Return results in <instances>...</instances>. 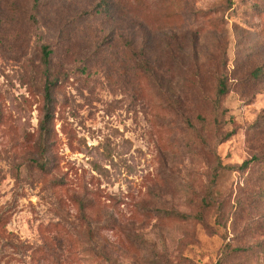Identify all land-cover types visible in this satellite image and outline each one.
<instances>
[{"label":"rangeland","instance_id":"rangeland-1","mask_svg":"<svg viewBox=\"0 0 264 264\" xmlns=\"http://www.w3.org/2000/svg\"><path fill=\"white\" fill-rule=\"evenodd\" d=\"M0 264H264V0H0Z\"/></svg>","mask_w":264,"mask_h":264},{"label":"trees","instance_id":"trees-1","mask_svg":"<svg viewBox=\"0 0 264 264\" xmlns=\"http://www.w3.org/2000/svg\"><path fill=\"white\" fill-rule=\"evenodd\" d=\"M48 54V52H47ZM52 89H53V85L52 84H47L46 85V92H45V105H44V119L42 120L41 124H40V130L43 136V139H48L50 136V122L52 121L53 118V97H52ZM225 90H220L218 91V95L224 94ZM247 162L244 163V165H246ZM206 208H208V203H206L205 205ZM193 218H197L200 221H202V215L200 213L195 214L192 216ZM236 253H240V252H245V250L243 248H236L234 250Z\"/></svg>","mask_w":264,"mask_h":264}]
</instances>
